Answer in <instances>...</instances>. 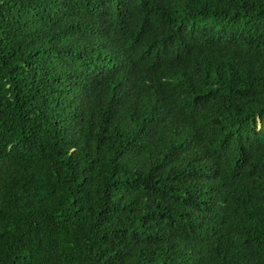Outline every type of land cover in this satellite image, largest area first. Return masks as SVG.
<instances>
[{"label": "trees", "instance_id": "1", "mask_svg": "<svg viewBox=\"0 0 264 264\" xmlns=\"http://www.w3.org/2000/svg\"><path fill=\"white\" fill-rule=\"evenodd\" d=\"M0 264H264V0H0Z\"/></svg>", "mask_w": 264, "mask_h": 264}]
</instances>
